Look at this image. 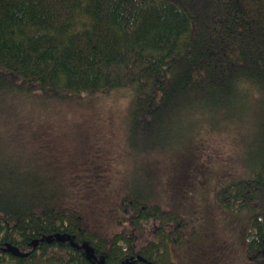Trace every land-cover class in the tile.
Instances as JSON below:
<instances>
[{"label": "trees", "instance_id": "trees-1", "mask_svg": "<svg viewBox=\"0 0 264 264\" xmlns=\"http://www.w3.org/2000/svg\"><path fill=\"white\" fill-rule=\"evenodd\" d=\"M121 87L132 91L126 117L142 140L161 135L166 117L192 121L169 183L172 198L182 196L189 211L156 201L146 169L114 166L106 152L85 149L99 101ZM22 93L76 105L86 133L66 141L58 134L59 145L78 141L72 152L48 155L54 157L44 161L43 178L35 174L42 147L52 149L43 145L45 130L23 169L2 160L0 264H180L176 248L188 227L199 238L186 264H264V145L249 144L243 171H220L228 176L218 183L214 214L245 210L250 217L237 241L240 252L228 228L202 230L201 216L211 210L195 205L196 189L215 164L198 145V105L203 115L222 119L247 121L250 110L264 134V0H0V100ZM28 173L36 180L25 179ZM216 230L225 237L205 247Z\"/></svg>", "mask_w": 264, "mask_h": 264}, {"label": "rangeland", "instance_id": "rangeland-1", "mask_svg": "<svg viewBox=\"0 0 264 264\" xmlns=\"http://www.w3.org/2000/svg\"><path fill=\"white\" fill-rule=\"evenodd\" d=\"M99 103V107L102 108H98L95 119L92 116L93 120L90 123L96 122L92 127L95 129L89 132L88 139H92L85 149L106 152V154L111 155L110 160L114 166L126 164L129 169H136L137 171L146 169L147 175L143 177L147 178L149 183L152 184L156 201L166 208L177 209L185 213L188 210V205H190L189 202L182 199V196L175 201L172 198L173 193L169 183L171 171L181 162L182 155L185 153L190 132L188 127L192 121L186 115L166 117L162 121L161 135L154 138V133H152V140H142L138 133L133 131V123H129V119L126 117L132 103L130 88H117L108 94L106 98L101 99ZM203 107V104L198 105L201 120L196 123V127L198 133L203 131L201 136L203 140L199 141L198 145L204 158L212 160L215 164L211 166L213 172L208 177L207 182L196 189L195 205L197 210L203 209L202 205H207L211 210L208 212L209 216H206V219H204L206 212H203L201 216L202 230H209L207 232L211 235L213 228H221L217 224L223 226L224 230L228 228L229 234H227L234 239V248L237 252H240L241 248L238 242L240 241L241 231L247 228L249 223V213L245 210L232 212L225 209L214 214L216 211V208H214L217 198L216 190L218 183L228 176L227 174L221 175L220 171H225L224 173L228 169L234 173L243 171L246 167L242 158L243 152L247 154L253 147V145L249 146L252 141L258 143L255 145H264V134L261 132L260 121L255 120V116H250V110L245 115L246 121L244 116H237V119L234 120L233 118L222 119L213 113L209 117L207 113L203 115ZM187 110L185 108L183 111ZM80 115L79 109L74 104L71 107L54 103L51 100L42 102L39 98L27 97L25 94L21 97L16 94L11 99L0 100V166L5 163L2 162L3 159L8 160L9 158L14 163L15 168L23 169V164L31 163L29 155L33 151L35 152L37 148L34 141L37 139L38 133L45 130L50 134L46 135L43 132V145L49 144L52 149L47 151L44 146L42 147L44 152L40 150L41 156L38 160L40 174H35V176L43 178L42 167L44 161L53 158L54 156H49L53 155L55 151L56 153L59 150L66 153L74 151V147H71V145L78 141L72 140L74 143L70 141L66 143L70 147H66L65 144L59 145L61 142L58 140V136L62 135L66 141L69 137L86 133V129L83 128L86 120L82 119V115ZM254 132L259 133L258 136H255ZM51 138L58 142V146L56 145L57 142L54 145L46 142ZM196 140L198 139L196 138ZM124 147L125 150H123ZM140 148H147L148 151L141 153L138 151ZM114 152H116L117 161L113 160ZM105 157H108V155ZM24 177L28 180H36L32 173L25 174ZM15 178L21 179V176L16 175ZM192 218L191 223L196 224V228H199L198 218L193 214ZM191 229V227L186 229L184 241L179 243V248H176L180 250V254L175 260L180 264L188 263L189 256L192 257V252L196 253L192 245L199 238V230L193 232ZM216 231L218 232H216V235L214 234V236L205 239L206 242H203L205 247L211 246L216 241L221 242V238L225 237L223 234L220 235L218 230ZM213 237H215V240ZM183 253L184 255L181 256Z\"/></svg>", "mask_w": 264, "mask_h": 264}, {"label": "water", "instance_id": "water-1", "mask_svg": "<svg viewBox=\"0 0 264 264\" xmlns=\"http://www.w3.org/2000/svg\"><path fill=\"white\" fill-rule=\"evenodd\" d=\"M57 235H58V234H55V237H56V238H58V239H60V240L64 239V236H63V235H60V236H57ZM66 238H69V236H67ZM47 239L49 240L50 237L47 236ZM36 242H37L36 239H34V240L32 241L33 244H36ZM72 244H73V245H78V244H76V243H74V242H72ZM80 246L83 247V249H84L85 254H86L87 257H89V258H90V257H91V258H94V257H95V255L93 254L92 247H91L87 242H85V241L81 242ZM6 247H7L8 250H11V251L17 253V247H15L14 245H10V244L8 243V244H6ZM99 264H103L102 259L99 260ZM149 264H153V263H152V262H149Z\"/></svg>", "mask_w": 264, "mask_h": 264}]
</instances>
